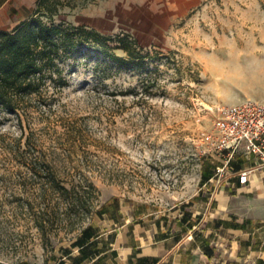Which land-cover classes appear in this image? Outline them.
<instances>
[{"label": "rangeland", "instance_id": "rangeland-1", "mask_svg": "<svg viewBox=\"0 0 264 264\" xmlns=\"http://www.w3.org/2000/svg\"><path fill=\"white\" fill-rule=\"evenodd\" d=\"M175 1L78 0L56 17L112 40L62 63L67 85L50 88L49 105L34 103L22 121L0 115V264H55L86 227H114L96 212L113 201L129 224L138 207L173 218L211 197L225 158L207 110L264 101V0H197L172 20ZM55 174L94 188L66 209L48 183Z\"/></svg>", "mask_w": 264, "mask_h": 264}, {"label": "crops", "instance_id": "crops-1", "mask_svg": "<svg viewBox=\"0 0 264 264\" xmlns=\"http://www.w3.org/2000/svg\"><path fill=\"white\" fill-rule=\"evenodd\" d=\"M36 1L0 0V22L24 15L19 21L28 20ZM196 3L169 2L170 19L177 17L176 8L186 11ZM246 149L243 145L235 153L211 197L199 195L195 212L183 205L172 218L142 206L133 210V222L126 224L120 219L124 208L113 201L105 205L102 217L117 221L114 227L98 231L88 226L62 259L54 257L55 264H67L66 259L70 264H264V161ZM244 171L248 181L241 184L238 174Z\"/></svg>", "mask_w": 264, "mask_h": 264}, {"label": "trees", "instance_id": "trees-1", "mask_svg": "<svg viewBox=\"0 0 264 264\" xmlns=\"http://www.w3.org/2000/svg\"><path fill=\"white\" fill-rule=\"evenodd\" d=\"M36 3L35 11L28 20L12 30H0V115L4 112L16 115L21 121L24 110L34 103L49 105L51 87L58 89L67 85L61 65L68 57L81 48H96V45L103 46L106 41L112 40V37H105L86 26L56 22V17L65 8H78V0H37ZM118 38L120 43L130 41V36L118 35ZM130 42L134 47L138 46L135 39ZM136 50L127 49L129 60L134 59ZM112 58L125 61L117 55H112ZM46 166L50 164L45 165V170L49 171ZM34 168L40 170L37 165ZM202 177L206 183L212 178L211 172L204 171ZM51 178L48 183L60 194L66 209L83 200L82 190L86 183L82 180L67 181L57 174ZM86 186L94 188L92 183ZM86 190L84 193L89 192V189ZM92 209L93 205L87 212L91 213ZM96 212L102 216L105 206ZM59 264L65 263L61 261Z\"/></svg>", "mask_w": 264, "mask_h": 264}, {"label": "built area", "instance_id": "built-area-1", "mask_svg": "<svg viewBox=\"0 0 264 264\" xmlns=\"http://www.w3.org/2000/svg\"><path fill=\"white\" fill-rule=\"evenodd\" d=\"M207 111L213 115L215 149L226 161L216 169L218 180L226 174L230 160L243 145H246L248 153L256 154L264 161V102L248 99L231 105L217 103ZM238 177L240 183L245 184L248 172H241Z\"/></svg>", "mask_w": 264, "mask_h": 264}]
</instances>
